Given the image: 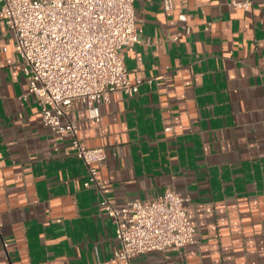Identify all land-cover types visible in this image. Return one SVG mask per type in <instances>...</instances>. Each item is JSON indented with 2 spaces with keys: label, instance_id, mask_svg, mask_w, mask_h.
<instances>
[{
  "label": "crops",
  "instance_id": "crops-1",
  "mask_svg": "<svg viewBox=\"0 0 264 264\" xmlns=\"http://www.w3.org/2000/svg\"><path fill=\"white\" fill-rule=\"evenodd\" d=\"M162 1H134L143 33L121 49L129 77L146 80L139 92L68 112L85 147L106 149L100 187H85L70 136L43 124L1 22L0 264H116L101 200L168 187L189 198L195 241L135 264H264V0Z\"/></svg>",
  "mask_w": 264,
  "mask_h": 264
},
{
  "label": "built area",
  "instance_id": "built-area-1",
  "mask_svg": "<svg viewBox=\"0 0 264 264\" xmlns=\"http://www.w3.org/2000/svg\"><path fill=\"white\" fill-rule=\"evenodd\" d=\"M135 0H0V25L14 33L28 94L39 99L42 122L55 138L69 135L75 154L88 169L85 187H100L98 167L106 164L104 147L87 148L69 117L76 101L92 107L113 93L137 94L146 81L129 77L121 49L140 42ZM165 10L174 0H163ZM248 9L249 1H234ZM152 83V80H147ZM189 198L168 187L152 199H131L115 207L100 204L115 224L119 248L111 260L135 264L150 251L180 250L195 241Z\"/></svg>",
  "mask_w": 264,
  "mask_h": 264
}]
</instances>
